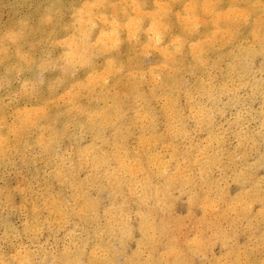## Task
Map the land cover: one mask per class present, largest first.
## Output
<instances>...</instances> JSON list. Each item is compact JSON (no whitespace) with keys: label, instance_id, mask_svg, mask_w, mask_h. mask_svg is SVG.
<instances>
[{"label":"bare ground","instance_id":"1","mask_svg":"<svg viewBox=\"0 0 264 264\" xmlns=\"http://www.w3.org/2000/svg\"><path fill=\"white\" fill-rule=\"evenodd\" d=\"M221 1L154 0L152 4L147 5L146 0H70L69 3L65 0H53L45 9L43 17L52 15L55 8H58L68 9L72 19L63 22L61 26L65 32L63 40L65 58L63 63L53 66L57 76L47 77L45 75L44 71L50 67L51 63L49 60L51 57L45 55L29 72L28 81L33 85L38 84L34 91L36 89L40 92L51 91L53 85H58L63 88L65 98H68V94L70 101L80 102L83 93L99 96L98 90L104 92L109 81L114 89L112 93L109 89L104 92L103 102L94 100L97 104L91 106L86 116L80 112L84 118L79 113L74 117L75 121L86 126L96 138L101 140V145H98V141H93L85 148L74 145V168L80 170L87 166L91 169L90 174L81 180L73 175L72 170L66 171L65 174L58 173L63 187H71L72 192L66 194L63 189H60L56 197L48 196L49 202L45 207L49 209V215L46 217L47 221L52 219L65 221L68 216L77 215L73 217H80L84 222L95 226L93 229L85 228L86 238L83 243L76 245L75 249L71 246L58 251L52 256L53 261H62L63 264H78V262L95 264L99 258L94 251L97 246L103 250V255L108 260L118 262V264L119 262L147 264L149 261L159 260H171L173 264H176L177 260L191 261L196 264V256L201 253V264L209 261V264H239L242 259L247 261L255 257L251 250L241 251L238 239L234 244L227 245V239L236 235L228 230L224 221L233 226L239 222L240 218L250 215L256 202L264 201V192L260 191L262 179L256 173L258 166L237 167V156L229 153L233 166H223L222 171L223 177H226L228 171L232 170L234 178L238 181V191L232 195L226 189L221 188L218 178L212 174L213 167L220 162L221 153H211L206 144L179 149L173 142L174 138L187 133L183 125L182 127L175 125L177 120H181V115L177 111L178 91L182 85L179 74L181 65L189 71L198 69L199 64L203 63V59L208 54L207 52L213 50L217 42H220L226 49H234L233 68L240 75L245 73L249 61L255 55L264 54V0H255L253 4L244 8L237 3V0H223L227 6L222 8ZM157 3L171 5L169 23L172 29H177V37L186 42L179 53H175V49L172 50L174 56L169 57L167 66H165V57L159 51L160 58L150 66L148 73L154 82V87L150 89V93H147L149 95H142L138 88L136 75L131 80L129 79L131 65L124 59L123 53L127 52L130 47L147 45V28L141 33L142 43L140 45L129 42L125 30L121 35L122 42L119 47L111 49L109 38L102 36V32L110 30L111 25L108 23V28H105V25L97 22V16L101 12L100 16L104 20L110 21L113 17H118L119 20L125 21L126 17H139L143 14L139 8L124 7L125 5H143L146 12H151ZM92 5L98 6L93 8ZM174 5L181 10L182 14L189 11L194 12L199 17L201 27L185 32L180 23V16L171 13ZM185 5H198L199 7L185 8ZM204 5H209V7H204ZM71 28H75V33L69 34ZM166 37L171 38V36ZM166 37L163 44L165 49L169 47ZM240 37L247 38L249 44L246 46L239 44L237 40ZM145 45H143L144 48ZM152 47H155L154 43ZM104 51L107 54H105L103 67L100 69L97 63H94L92 55H99ZM3 53L5 54V51L0 48V56ZM188 57L193 59L196 65L188 62ZM55 58L59 57L55 55ZM41 64L45 65L43 69ZM78 66L84 70L81 78L76 77L75 74V68ZM122 68L123 71H121ZM259 69L264 72V61L259 64ZM153 70L159 80L154 77ZM143 75L146 73L140 71L139 76H142V80L145 79ZM105 80L108 82L105 83ZM261 82L256 81L254 88L258 90ZM244 83L245 81L242 80L241 84ZM200 84L202 85L201 90L211 99L217 97L219 90L223 91V87L220 88V86L217 88L213 84H209V87L203 82ZM235 88L237 89L234 87L232 90L234 91ZM253 96L254 94H251L249 98L253 100ZM157 97L167 99L161 110L162 120L166 124L165 130L157 127V113L152 107V101ZM83 108H85L84 105ZM17 112L19 116L17 122L11 126V130L19 132L20 137L24 134L23 128L39 124L42 126L46 123L42 121L55 118L56 122L64 123L62 115H53L47 107L43 109L33 106ZM196 113L202 125L211 123V112L207 114L203 105H200ZM134 125H139L141 129L138 132L135 131ZM59 131V129H53V134L48 140L42 142L43 139H39L44 153L55 150L54 144L59 140ZM248 135L252 143H255L258 133L249 130ZM133 138L136 139L134 145L131 144ZM167 141H170L169 145L172 146V154L168 159L157 148L159 144ZM9 145L8 138L0 129V154ZM166 148L169 149L168 145ZM91 186L94 187V193L91 191ZM175 188H185L190 191L188 211L192 219L195 210L201 209L202 217L199 220L196 219V225L190 229L193 233L192 237L182 231V218L176 217L175 212H172L176 202ZM104 190L107 192L103 193ZM131 202L135 204L138 218L136 229L129 221L132 216L131 211H133ZM221 202L224 205H221ZM101 211L106 216L103 223L97 218ZM38 214L40 213L36 208L30 211L31 220L37 221ZM234 215L237 217H232ZM259 215L261 216V212ZM262 226V223L259 224L258 229ZM71 238L73 240V236ZM134 241L135 249H129ZM214 241H221L225 256H213L209 259L207 252L210 251ZM89 242L91 245H88ZM146 247L149 250L148 255L145 252L147 257L143 255V248ZM23 254L24 256H19L18 259L30 257L36 261L31 252ZM0 260L7 262L12 259L6 260L5 256L0 254ZM47 260L45 261L47 264L52 261L51 258V261ZM37 264L46 263L42 261Z\"/></svg>","mask_w":264,"mask_h":264},{"label":"rangeland","instance_id":"2","mask_svg":"<svg viewBox=\"0 0 264 264\" xmlns=\"http://www.w3.org/2000/svg\"><path fill=\"white\" fill-rule=\"evenodd\" d=\"M52 1L53 0H0V48L5 51V54L3 53L0 56V129L8 138L10 144L4 149V152L0 154V254H3L6 260H14L20 258L19 256H24L23 253L26 254V252H31L36 262L42 263L43 261L46 264L47 262L45 261L49 259L47 260L49 262L54 259L52 256L56 255L58 251L71 246L72 249H75L76 245L83 243L86 238L85 228L93 229L95 226L84 222L80 217H73L77 215L68 216L65 221H60L58 219L47 221L49 209L46 208L45 205L49 202V198L47 197H56L60 189H63L66 194H71L72 192L71 187H63L59 180L58 173L61 172L65 174L66 171L69 172V170H72L73 175L81 180L85 179L90 174L91 169L87 166L84 168L82 167L80 170L74 168L75 154L73 148L75 144L81 148H85L91 145L93 141H98V145H101V140L96 138L94 133L86 126L75 121L74 117L78 113H83L86 116L89 110H91V106L93 107L95 106L93 104H97V101L94 100L103 102L104 92L107 89H109L111 93L114 91L111 86L112 83L109 81L104 92L98 90L99 96L83 93L80 102H72L68 94V98H65L66 94L63 93V88L58 85H53L52 92H40L38 89L34 91L38 84L33 85L32 82L28 81V77L33 66L38 61L42 60L40 57L36 58L34 64H23V71L17 67V65L21 63L20 58L17 56V49L21 48L24 52H28L34 42L43 41L44 46L40 50L41 56L43 58L45 55L51 57V59H49L51 62H49L50 69H46L44 73L47 77L57 76L54 67L56 64L63 63L62 61H64L65 58L63 53L65 32L62 30L61 26L63 22L72 19L71 12L68 9L55 8L52 14L54 20L51 24L43 26L38 32L34 31L32 28L33 23H39L40 18L43 17L46 11L45 9ZM153 1L154 0H146V4L150 5ZM65 2L69 3L70 0H65ZM254 2L255 0H237V3L243 8L248 7L249 4H253ZM220 6L224 8L227 5L225 1L222 0ZM171 10V13L174 15H183L176 5H174ZM100 15L101 12L98 13L97 22L102 23L105 25V28H108V23L106 24L104 18ZM22 20L29 22L28 27L19 42L14 43L12 39L8 37V33L11 31H18ZM199 27H201V24H199ZM172 30L174 35H171L170 39L166 37V41L169 45L172 44L173 39L178 36L177 29ZM72 32L75 33V28L69 30V34ZM237 41L239 44H244V46L249 44L247 43V38L244 37H240ZM143 45L130 47L123 55L124 59L130 63L131 69L135 68L137 70L136 77L138 78V88L142 95H146L150 93V89L154 87V82L148 75L151 69L150 66L155 61L159 60L160 52L155 50V47L145 50ZM207 53L208 54L203 59V63H200L198 69L194 71H189L183 65L180 66L179 74L182 85L179 87L178 91L179 100L177 102V111L181 115V120H177L175 125L178 127H182L183 125V127L187 129V133L183 136L174 138L173 142L179 149L185 147L191 148L199 145L204 146L206 144L211 153H221L220 162L213 167L212 174L215 175V178H218L221 188L226 189L232 195L236 194L238 191V181L234 178L232 170L228 171L226 177H223L222 171L223 166H233L229 159V153H234L237 156V167L258 166L256 173L262 179L260 191L264 192V135H262V125H264V110H262V105H264V91H262L264 72L259 69V64L264 61V54L255 55V57L249 61L245 73L240 75L233 68L234 49H226L220 42H217L213 50H209ZM105 54H107V52L104 51L99 55H92L94 63H97L100 69L103 67ZM55 55L59 58L56 59ZM5 61L9 63L6 64ZM187 61L196 65V62L190 57L187 58ZM9 68L13 70L9 71ZM75 71L76 77L81 78L84 74V70L80 66L76 67ZM140 71L146 73V75H143V77H145L144 80L141 79L142 76H139ZM15 80L17 82H15ZM242 80L245 81L244 84H241ZM26 81H28L29 85L24 93ZM256 81H262L258 90L254 88V83ZM201 82L205 83L207 87L210 86L209 84H213V86L217 88L219 86L220 88L223 87V91L220 92L219 90L217 97L211 99L208 94L201 90ZM234 87H237V89L235 88L233 91L232 89ZM198 93L200 94L198 95ZM251 94H254L253 100L249 98ZM162 98L164 97L155 98L152 101V107L157 113V127L161 130H165L166 124L162 120L163 114L161 110L164 107L163 103H165L167 99L164 98L162 100ZM83 105L85 108H83ZM200 105H203L207 114L211 112L210 116L212 117H210V119L212 120L210 124L207 123L202 125L198 121L196 112H198ZM33 106L43 109L47 107L51 110L53 115H62L64 117L62 119L64 123L56 122L55 118L49 121H42L46 122L42 124V126L39 124L37 126L34 125L23 128L24 134L20 137L18 134L19 132L11 130V126L17 122L19 116L17 111L28 109ZM81 116L84 118L82 114ZM53 129L60 130L58 133L59 140L54 144L55 150L50 152L45 151V154L41 148L39 139H43L41 140L42 142L48 140L53 134ZM134 129L138 132L141 128L139 125H134ZM249 130H254V132L258 133V138L255 143H252L251 138L248 137ZM259 133H261V135ZM204 140L205 143H203ZM135 143L136 139L133 138L131 144L134 145ZM164 143L162 144L165 149L162 144H159L157 148L159 152L168 159L172 154V146L169 145L170 141ZM166 144L168 145V150ZM223 157H225V159ZM84 169H86V171H84ZM56 176L58 177L56 178ZM175 189L174 195L176 202L172 212H175L174 215L176 217L182 218V231L190 234V237H192L193 233L190 229L193 225H196V219L199 220V218L202 217L201 209L197 208L195 210V213H193L194 218L192 219L188 211V197L190 191L185 188ZM91 191L94 193V187L92 186ZM41 192L44 195H42ZM106 192L107 190H104L103 193ZM131 203L133 211H131L132 216L129 221L134 229H136L138 218L135 204L133 202ZM221 205H224L223 202H221ZM30 206H32V208ZM261 207L262 203L256 202L250 215L240 218L238 220L239 222L233 226L228 224L227 221H224V225L228 230L233 231L236 235L227 239V245L234 244L236 239H238L241 251L244 252L245 249L253 251L255 257L252 260L257 261L261 258V246L262 244L264 245V222H262V218L259 215ZM34 208L40 213L37 215V221H32L30 217V211L34 210ZM232 217H237V215ZM97 218L103 223L106 216L104 212L101 211ZM261 223L263 226L258 229ZM72 236L73 240L71 238ZM88 245H91V243L89 242ZM135 247L134 241L131 243L129 249H135ZM223 247L221 241H214L210 251L207 252L209 259L213 256L223 257L225 253ZM145 252L148 255L149 250L147 247L143 248V255L147 257ZM201 254L196 256V264H201ZM16 255H18V257L15 258ZM52 261L49 263L53 264ZM245 261L246 260L242 259L239 264H243ZM209 263L210 261L206 264Z\"/></svg>","mask_w":264,"mask_h":264},{"label":"snow or ice","instance_id":"3","mask_svg":"<svg viewBox=\"0 0 264 264\" xmlns=\"http://www.w3.org/2000/svg\"><path fill=\"white\" fill-rule=\"evenodd\" d=\"M98 5H92L91 7L95 8ZM103 6V5H99ZM124 7H133V8H139L142 15L139 17L131 16L126 17L125 21H121L118 19V17H113L110 21L108 19H105V23H110L111 27L110 30H107L105 32H102L103 37H107L110 40V48L116 49L121 44V35L123 31H127L128 40L129 42H135L136 45H140L142 43L141 39V33L145 28H147V39L148 43L145 45L146 49H150L155 44L156 50L160 51L161 54L165 57V66H167V61L170 56H174V53L172 52L173 49H175V53H179L181 51V48L183 47V44L186 41H183L180 37H176L173 39L172 44L169 45L167 49L163 47L165 37L174 35L172 26L169 23V17L170 12L169 9L171 8V5L168 4H162L157 3L154 7V9L151 12H146L143 5H125ZM192 7H199L198 5L192 6V5H185V8H192ZM204 7H209V5H204ZM53 21L52 15H47L44 17H41L39 20V23H33L32 28L34 31H39L40 28H42L45 25L51 24ZM147 21H150V23H147ZM27 21H21L19 25L18 31H11L8 33V37L12 39L14 43H18L20 38H22L25 34V31L28 27ZM180 23L181 26L184 28L185 32H191L199 27V17L194 12H187L186 14H183L180 16ZM43 41L34 42L32 46L30 47L28 52H24L21 48L17 49V55L20 58L21 63L17 65V67L23 71V64H34L36 62V58L41 56L40 50L43 48ZM150 54V53H145ZM6 64H8V61H5ZM42 69L45 67L44 64H41ZM12 68H9V71H12ZM123 71V68L121 69ZM137 74V70L135 68L129 70V79L131 80L135 75ZM154 77L159 80V77L156 76L155 70H153ZM108 81L105 80V83ZM25 90H27L28 87V81L25 82ZM262 91H264V84H262ZM262 110H264V105H262ZM262 135H264V125H262ZM261 216H262V222H264V201L261 202ZM23 251V250H21ZM97 255L99 256L98 260L95 261V264H118V262L110 261L107 259L106 256L103 255V250L97 246V248L94 250ZM0 264H37L36 261H33L30 257L21 258L18 260H9L4 261L0 260ZM53 264H63L62 261H53ZM78 264H83V262H78ZM119 264H122V262H119ZM147 264H173L171 260H159V261H149ZM176 264H193L191 261H180L177 260ZM243 264H264V245L261 246V258L257 260H247L243 262Z\"/></svg>","mask_w":264,"mask_h":264}]
</instances>
